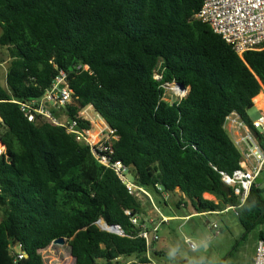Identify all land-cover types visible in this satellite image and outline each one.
I'll return each instance as SVG.
<instances>
[{
	"label": "trees",
	"instance_id": "obj_1",
	"mask_svg": "<svg viewBox=\"0 0 264 264\" xmlns=\"http://www.w3.org/2000/svg\"><path fill=\"white\" fill-rule=\"evenodd\" d=\"M203 3L0 0V46L10 52L7 88L0 84L7 147L0 157V264H46L42 253L61 238L73 264H152L126 215L141 216L142 201L63 127L30 122L14 103L41 99L61 71L74 93L66 115L85 128L80 113L92 106L115 130L114 159L136 184L151 194L180 190L198 213L236 207L244 240L264 225L260 186L241 204L222 176L240 169L242 155L224 126L232 113L251 124L248 113L264 88V50L240 58L196 19ZM173 83L189 92L170 103L164 86ZM101 225L119 226L124 236ZM19 244L28 255L21 262L12 249Z\"/></svg>",
	"mask_w": 264,
	"mask_h": 264
},
{
	"label": "built area",
	"instance_id": "obj_2",
	"mask_svg": "<svg viewBox=\"0 0 264 264\" xmlns=\"http://www.w3.org/2000/svg\"><path fill=\"white\" fill-rule=\"evenodd\" d=\"M196 19L210 26L212 31L230 45L240 58L249 52L264 50V0H204ZM78 69L92 75L89 66H79ZM73 95V90L68 84L67 74L61 71L53 81L51 88L41 99L30 102L15 101L14 103L20 106L30 122L46 121L63 127L76 142L84 144L90 149L97 163L114 171L131 196L153 204L152 194L136 184L133 178H130L129 168L122 161L114 159V144L118 140L115 130L98 113L97 116H100L104 124L98 123L96 126H93L91 119L83 114L84 110L80 113V118L90 123H85V128L82 127L80 119L71 120L68 118L65 111L67 106L72 103ZM2 123L0 116V131ZM225 125H231L235 131H245L243 135L234 139V144L243 158L240 169L232 175L222 174L224 184L232 188L241 204H244L264 167V148L262 146L264 115L251 122L249 126L238 114L232 113L226 118ZM6 154L7 147L0 139V157H6ZM157 188L161 190L160 186ZM167 195L166 197L169 196ZM230 211L238 216L236 207H227L224 212ZM126 215L130 218L131 224L138 228V237L146 241L149 254L153 250V244L160 241L159 225L154 220L142 219L141 216L133 215L130 211H126ZM212 229L216 235L219 234L217 225H213ZM118 234L124 236L121 228H119ZM186 243L191 250L197 249V244L190 239H187ZM54 247L61 248V246L53 245L46 250V253L45 251L42 253L46 264H53L52 258L56 255ZM12 249L17 262L27 258L22 244L12 245ZM118 262L119 260L113 264H119ZM254 264H264V238H261L257 243Z\"/></svg>",
	"mask_w": 264,
	"mask_h": 264
},
{
	"label": "rangeland",
	"instance_id": "obj_3",
	"mask_svg": "<svg viewBox=\"0 0 264 264\" xmlns=\"http://www.w3.org/2000/svg\"><path fill=\"white\" fill-rule=\"evenodd\" d=\"M2 31L0 29V36ZM10 62V52L7 48L0 46V84L2 87L7 88V71ZM157 80L161 79V76L156 75ZM165 99L172 103L180 101L188 95L189 90H182L175 83L165 85ZM85 110V109H84ZM88 117L91 119L93 126L104 124L100 116ZM248 115L257 120L259 114L256 110H250ZM132 179V176H130ZM264 179V173L261 176ZM263 190L264 198V183L259 185ZM155 203L163 204V199L153 196ZM143 207L149 208L151 205L149 201H142ZM217 224L219 229V235L216 236L212 231V225ZM102 226V225H101ZM263 226H257L248 235L246 240L245 230L239 224L237 216L233 213L223 216H212L209 218H195L185 226L181 231H177V235L182 242L180 257L183 261H165L156 260L157 264H249L255 257V250L257 239L259 238ZM187 236L198 244L199 250L192 252L185 244L183 237ZM205 246H209V250H205ZM56 255L53 256V264H73L74 259L70 255L68 244L66 243L64 248L54 247ZM46 253V251H45ZM231 255V256H230ZM230 256V257H229ZM55 258V259H54ZM133 259H120L119 264H131ZM189 262V263H188ZM194 262V263H193ZM99 264H105L104 261H100Z\"/></svg>",
	"mask_w": 264,
	"mask_h": 264
},
{
	"label": "crops",
	"instance_id": "obj_4",
	"mask_svg": "<svg viewBox=\"0 0 264 264\" xmlns=\"http://www.w3.org/2000/svg\"><path fill=\"white\" fill-rule=\"evenodd\" d=\"M87 108H92L93 111L95 110L92 106ZM253 110H256V112L259 114V117L264 115V88L260 93V95L254 100ZM249 119H250V123L255 121L250 116ZM248 125L250 126L251 124ZM224 127H225V131L227 132V134L229 135V137L233 142L235 138L245 133V131H235V129L231 125H225ZM263 173H264V167L259 177L257 178L262 181L261 183L258 184V186L264 183V179H261ZM166 195L152 194V197L155 196L163 199V204H161L160 201L159 203L157 202L155 203V200L153 199V204L149 202L151 206L149 208H146L145 209L146 211L142 212L141 215L142 219L154 220L155 223L159 225L160 241L154 243L152 252H150L147 255L150 261L152 262V264H157L156 260L158 259L165 261H173V262L178 260L183 261V259L180 257V252H181L180 246L182 242L180 240V237L177 235L176 230L180 232L181 229H183L185 226L191 223L193 219L209 218L212 216H223L234 213L233 211L225 213L224 210L221 212L198 213L193 207L192 203L180 192V190H177L176 193H174L173 195L168 194L169 195V196L167 195L168 197H166ZM204 198L206 200L214 202L215 204H218L217 199L210 194H205ZM213 225H217V224H213ZM212 231L214 232L213 229ZM262 231L264 232V228L261 230V232ZM181 235L186 245H187L186 243L187 239L193 241L191 238L184 236L182 233ZM260 239L261 238L259 235V238L257 239V243ZM256 248H257V244H256ZM209 249H210L209 246H205V250H209ZM197 250H199L198 244H197V249L195 251L193 250L191 251L196 252ZM255 254H256V250H255ZM254 260L255 257H253V259L250 261L249 264H254Z\"/></svg>",
	"mask_w": 264,
	"mask_h": 264
},
{
	"label": "water",
	"instance_id": "obj_5",
	"mask_svg": "<svg viewBox=\"0 0 264 264\" xmlns=\"http://www.w3.org/2000/svg\"><path fill=\"white\" fill-rule=\"evenodd\" d=\"M179 86V85H178ZM180 89L182 90H186L184 87L182 86H179ZM262 181L260 179H256V185H258L259 183H261ZM164 189V188H163ZM119 226H115V227H109L107 225H104V226H101V229L104 230V231H108V232H111V233H115V234H118V230H119ZM119 235V234H118ZM53 245L55 246H61V247H65L66 245V239H58L56 240ZM28 257V255H27Z\"/></svg>",
	"mask_w": 264,
	"mask_h": 264
},
{
	"label": "bare ground",
	"instance_id": "obj_6",
	"mask_svg": "<svg viewBox=\"0 0 264 264\" xmlns=\"http://www.w3.org/2000/svg\"><path fill=\"white\" fill-rule=\"evenodd\" d=\"M83 113L86 117L96 116L92 108H87L85 111H83Z\"/></svg>",
	"mask_w": 264,
	"mask_h": 264
}]
</instances>
